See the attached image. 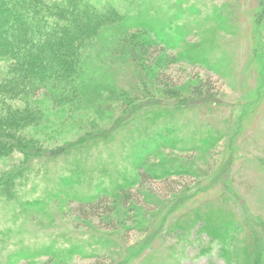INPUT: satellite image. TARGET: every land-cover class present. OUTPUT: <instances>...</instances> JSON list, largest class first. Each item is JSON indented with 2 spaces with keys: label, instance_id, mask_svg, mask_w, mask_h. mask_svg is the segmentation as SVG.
I'll list each match as a JSON object with an SVG mask.
<instances>
[{
  "label": "rangeland",
  "instance_id": "rangeland-1",
  "mask_svg": "<svg viewBox=\"0 0 264 264\" xmlns=\"http://www.w3.org/2000/svg\"><path fill=\"white\" fill-rule=\"evenodd\" d=\"M119 3L129 18L108 26L97 39L91 65L98 78L83 97L86 107L65 121L50 109L39 132L51 148L117 121L120 128L108 139L87 143V151L32 161L33 168L18 179L16 196L0 198V264H227L222 242L212 239L196 215L213 217L223 227L234 222L229 233L236 229L232 250L239 259L232 264H243L245 253L257 252V242L264 247V225L258 224L264 222V163L259 159L264 160V0ZM155 37L159 45L145 51L143 40ZM10 64L0 59V81ZM206 84L221 103L135 108L133 120L125 122L122 102L130 96L187 97ZM109 85L126 95L107 93ZM166 129L173 131L170 141L148 153L151 134L159 141ZM206 139L211 146L204 145ZM21 159L20 154L0 158V176ZM180 163L193 176L171 173L168 180L177 181L172 191L163 177L141 182L138 175L144 169L180 168ZM75 168L78 173H71ZM223 171L228 175L214 181ZM72 175L79 181L68 188L63 177ZM121 186H132L134 202L123 206L115 199ZM96 194L115 199L111 221L81 211V198ZM131 247L137 252L130 253Z\"/></svg>",
  "mask_w": 264,
  "mask_h": 264
},
{
  "label": "trees",
  "instance_id": "trees-1",
  "mask_svg": "<svg viewBox=\"0 0 264 264\" xmlns=\"http://www.w3.org/2000/svg\"><path fill=\"white\" fill-rule=\"evenodd\" d=\"M119 2L121 0H117L116 4L94 3L91 0H0V59L11 61L8 75L0 81V158L22 155L18 166L1 174L0 198L13 199L16 196V189L20 185L18 179L23 178L26 171L33 168L30 164L35 159L44 156L48 159H56L71 155L73 152H81L80 150L84 148L87 151L89 149V145L88 148L86 146L87 143L91 145L94 141L108 139L118 132L121 123L117 121L112 123L109 129L97 130L87 138L49 148L41 140L39 129L43 127L50 109L55 110L54 115H57L58 120L65 121L69 114H74L86 107L83 97L87 91L90 93L98 78V74L91 65L93 51L98 47L97 39L108 26L124 23V20L129 18L118 9ZM261 13H264V10ZM155 39L143 40L146 43L145 51L149 52L151 46L159 45L156 37ZM148 74H151V71ZM104 90L109 94L120 92V96L127 93L111 85ZM257 91L259 96L260 91ZM196 92L187 97H153L134 100L130 96L122 102L124 116L127 118L125 122L133 120L135 108L143 111L147 108L159 110L199 108L221 103V98L211 95L209 86L205 90L197 89ZM166 130L167 132H159V141L154 138L155 133L151 134L152 145H149L148 153L152 154L157 151L160 144L170 141L168 137L173 131ZM203 143L208 147L212 144L208 139ZM198 147L201 146L198 145ZM138 148L142 151L141 145ZM259 159L264 163L263 159ZM228 162L227 170L232 162L231 157ZM178 167L180 168L160 167L158 173L144 169L138 172V175L141 182L147 178L160 179V177L168 182L171 173L193 176L186 163H180ZM75 172L78 173L76 168L71 173ZM226 174L227 172L223 171L214 177V181L223 178ZM63 179L64 185L68 188L77 180L79 181L74 175L63 177ZM176 182V180L169 181L168 190H171V184ZM223 185L224 193H227L226 189L229 186L226 180H223ZM131 187L121 186L117 189L118 193L114 195L123 206L135 201L133 198L135 194ZM106 195L96 194L88 199L81 198L86 200L80 202L84 215L97 213L101 217L106 215L107 220L111 221L116 204L115 199L114 201L108 199ZM231 200L237 202L239 199L231 197ZM242 204H244L243 201ZM197 208L199 210V207ZM183 216L186 214L178 218L181 219ZM196 218L200 222L203 221L202 228L208 231L213 240L219 239L222 242L221 251L227 264H232L236 256L239 259V253H235V248L232 250L236 239V229L233 233H229L234 222L229 221L223 227L217 224V219L213 217L206 216L200 220V217L196 215ZM259 223L264 225L263 221ZM178 225L175 224V226ZM251 232L256 240L260 238L255 227L251 226ZM257 243V252L245 253L246 258L243 264H264V247L262 243ZM132 249L131 247L130 253L137 252ZM246 252H249L248 249ZM236 264L241 263L238 260Z\"/></svg>",
  "mask_w": 264,
  "mask_h": 264
}]
</instances>
